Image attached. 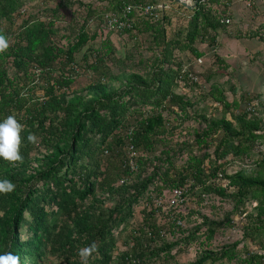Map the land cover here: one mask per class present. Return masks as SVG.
Listing matches in <instances>:
<instances>
[{
    "label": "trees",
    "instance_id": "trees-1",
    "mask_svg": "<svg viewBox=\"0 0 264 264\" xmlns=\"http://www.w3.org/2000/svg\"><path fill=\"white\" fill-rule=\"evenodd\" d=\"M156 1L111 0L106 12L120 13L125 6ZM12 2L5 7L12 6ZM231 3L199 0L187 24L172 39H166L165 14L150 20L131 12L128 17L133 18L132 29L123 32L149 33L154 42L150 47L153 55L132 61L141 68L124 78L121 91L114 87L118 77H112L107 69V60L114 56L108 39L95 50L87 49L94 58L88 68L96 80L81 93L73 88L77 75L72 65L75 66L76 54L95 36L89 37L81 29L63 49L51 41L54 21L47 25L25 23L16 43L0 55V121L14 114L26 125L21 134L23 163L13 165L0 159V179L7 178L16 185L14 192L0 195V253L12 251L20 256L21 264H43L48 246L67 257L79 247L96 242L97 257L90 264H110L116 246L114 235L124 229L134 206L142 201L141 224L129 232L128 252L122 253L119 260L125 263L134 258L139 263L146 257H156L169 249L163 244L159 248L155 245L162 238V225L156 218L159 209L154 199H160L167 190L172 195L174 191L180 193L174 195L179 198L187 193L196 195L197 203L204 201V195L227 197L234 205L233 214L238 215L244 213L245 201L256 203L257 213L250 218L245 237L262 253H247L244 262L264 264V159L253 175L243 169L228 175L225 167L264 138V122L251 107L235 116L237 127L225 118L208 121L202 116L206 125L200 134L182 127L175 135L174 119L167 117L170 112L175 120H190L189 110L193 107L189 99L176 92L179 81L185 83L183 88L190 89L176 53H190L193 61L214 56L218 30L225 25L220 23L222 16L213 6L232 11ZM92 10L90 16H97ZM0 33L10 36L2 28ZM201 44H205L204 52L198 49ZM87 53L83 58L88 57ZM8 58L12 75L4 66ZM35 77L41 80V96L35 94ZM207 96L225 111L228 109L218 88L210 89ZM260 98L257 96V101ZM30 132L39 137L36 144L27 141ZM212 133H219L220 139L213 140L216 143L210 154L207 148ZM172 141L178 153H156L160 145L166 144L163 142ZM194 145L206 151L196 155ZM180 153H186V158L178 165ZM31 160L38 166H32ZM130 161L135 165L133 170ZM220 180L226 181L230 193L218 185ZM22 226L24 240L17 232ZM223 256H206L190 264L215 263ZM73 262L79 261H69Z\"/></svg>",
    "mask_w": 264,
    "mask_h": 264
},
{
    "label": "rangeland",
    "instance_id": "rangeland-1",
    "mask_svg": "<svg viewBox=\"0 0 264 264\" xmlns=\"http://www.w3.org/2000/svg\"><path fill=\"white\" fill-rule=\"evenodd\" d=\"M110 1L0 0V28L10 34V47L16 43L17 35L28 21L32 25L37 23L47 25L49 21H54L55 34L51 41L55 46L63 49L68 43L74 41L81 29L89 37L95 36L94 40L89 39L85 47L76 54L77 77L73 88L81 93L88 91L91 88L89 84L96 80L95 74L93 75L88 68L94 58L91 52L87 53V49L95 50L100 47L102 41L108 39L114 47V56H112L114 58H110L112 62L107 60V69L112 77H118L119 80L114 82V87L121 91L120 88H124L125 85L124 78L141 68L132 64V61L152 57L153 50H150V47H153L154 42L149 33L139 34L137 30L131 33L107 31L105 15L107 14V2L110 3ZM10 2H12V6L5 7ZM231 2V5L234 6L232 11L229 8L224 10L218 5L213 6L214 11L230 20L224 29L218 30L219 40L214 56H210L208 59L202 58L201 64L197 66L193 64L194 57L190 53H176L183 65L191 66L197 80L190 85V89L184 87L176 91L192 102L193 107L189 110L191 119L179 121L175 120L170 112L167 113L168 118L174 119L175 135L180 134L179 131L182 127H189L187 131L193 129L195 133L200 134L202 130H205L206 125L202 116L208 121L225 118L237 127L234 121L235 116L249 111L251 107L254 108L256 117L264 122V5L261 2L258 6L254 0H231ZM176 5V3L171 4L170 9L165 13L166 39L174 38L183 25V17L179 13L177 14L176 7L178 5ZM92 9H95L94 12L97 13V16H90L89 11H93ZM116 11L110 13H117L118 11ZM134 22L138 23L137 19ZM243 43L248 46L245 48ZM84 53H87V58H83ZM4 66L8 75H12L13 67L9 58L4 61ZM40 81L36 80L35 82L37 96L42 94L38 85ZM111 85L108 84V87ZM212 88H218L223 93L225 101L229 105L226 111L221 104L215 103L207 96ZM257 96H261L260 101H257ZM211 135H213V139L211 143L208 140L210 148H207L210 154H212L216 143L213 140L220 139L219 133ZM37 138L39 139V137ZM174 142H163L166 144L160 145L156 153L159 155L161 151L176 150L177 146ZM193 150L196 155H202L206 151L203 148L198 149L196 145L193 146ZM178 151L176 150L175 153ZM185 155L186 153H184ZM184 156H181L180 153L176 164H183V159L186 158ZM263 159L264 138L256 141L246 155L233 158L225 167L228 175L240 169L253 175ZM31 162L32 166H38L37 161L31 160ZM218 185L224 188L227 193L232 191L227 188L225 180H220ZM203 198V202L197 203L196 195L187 193L179 198L165 190L160 199H154V203L159 209L156 212V218L162 225V238L156 240L155 245L159 248L163 244L169 249L156 257H146L139 263L134 258L122 263L119 257L122 253L128 252L127 237L129 232L141 224V210L144 202H139L134 206L132 218L123 227L124 229L114 235L116 246L112 251L110 264H190L212 255L224 256L215 263L208 262V264H245L247 253H262L255 243L245 237L250 226V218H254L257 213L256 203L251 200L245 201L244 213L238 215L233 214L234 205L227 197L221 198L218 195L209 194L204 195ZM2 216L3 214L0 212V220ZM179 217H181L180 220H178ZM210 230L213 231L212 234H210ZM17 232L19 238L24 240L25 228L22 226ZM143 250L145 251L146 248L143 247ZM228 256H232L231 259H228ZM96 257L97 255H93L89 264ZM75 259H78L77 264H80L77 252L63 257L61 253L52 251L49 246L44 249L42 256L43 264H71L69 261ZM73 263L75 264V262Z\"/></svg>",
    "mask_w": 264,
    "mask_h": 264
},
{
    "label": "clouds",
    "instance_id": "clouds-1",
    "mask_svg": "<svg viewBox=\"0 0 264 264\" xmlns=\"http://www.w3.org/2000/svg\"><path fill=\"white\" fill-rule=\"evenodd\" d=\"M10 37L0 33V55L7 52L10 47ZM26 125L18 121L14 114L8 115L0 121V159L10 163H23L21 155V146L23 143L22 133ZM37 137L34 133H29L27 141L31 144L37 143ZM16 190V185L7 178L0 179V195H8ZM98 253V245L92 242L87 246L79 247L77 255L80 259V264H89V260L94 254ZM0 264H21L19 255L12 251H4L0 253ZM27 264V261H25Z\"/></svg>",
    "mask_w": 264,
    "mask_h": 264
},
{
    "label": "built area",
    "instance_id": "built-area-1",
    "mask_svg": "<svg viewBox=\"0 0 264 264\" xmlns=\"http://www.w3.org/2000/svg\"><path fill=\"white\" fill-rule=\"evenodd\" d=\"M182 1L190 5L193 0H182ZM170 3L173 4L174 2L172 0L156 1L155 3H152V4L125 6L120 13H107L105 15L106 29L107 31H114V32L115 31L123 32L125 30H131L133 18L128 17V15L131 12H134L138 16H145L146 18H149L150 20H157L161 18L166 13L167 10L170 9L171 7ZM263 5H264V1H263ZM179 7L181 6L179 5ZM190 12L191 11L183 7H181V10H179V14L181 15V17H183L182 27H184L187 24L188 20L190 19V16H191ZM219 20H220V23L224 25H228L230 23V20L228 18L221 17ZM201 60H202L201 58H198L193 61V64L198 66L201 64L202 62ZM72 68L75 70L76 66L72 65ZM36 73L38 74L39 72H36ZM182 74L187 79V85H191L197 80V76L195 75V73H193L190 65H183ZM184 85L185 83H183L182 81H179V89L183 88ZM134 168H135V165L133 161H130V169L133 170ZM178 194L180 193L174 191V195L178 196Z\"/></svg>",
    "mask_w": 264,
    "mask_h": 264
},
{
    "label": "water",
    "instance_id": "water-1",
    "mask_svg": "<svg viewBox=\"0 0 264 264\" xmlns=\"http://www.w3.org/2000/svg\"><path fill=\"white\" fill-rule=\"evenodd\" d=\"M174 3L180 5L181 7L189 10V11H193V9H195L196 5H197V2L199 0H193L192 3L189 5L187 3H185L184 1L182 0H172Z\"/></svg>",
    "mask_w": 264,
    "mask_h": 264
},
{
    "label": "crops",
    "instance_id": "crops-1",
    "mask_svg": "<svg viewBox=\"0 0 264 264\" xmlns=\"http://www.w3.org/2000/svg\"><path fill=\"white\" fill-rule=\"evenodd\" d=\"M254 2H255V4L256 5H258V4H260L261 2H263V0H254ZM177 6V5H176ZM258 6H260V5H258ZM177 8V10H176V12H177V14L179 13V10H181V7H179V5L176 7ZM234 8V6L233 7H231V10H234L233 9ZM219 40V37L217 38V41ZM243 45H245V48L248 46V45H246L245 43H243ZM235 46V45H234ZM198 49L200 50V51H203L204 52V50H205V44H201L199 47H198ZM244 52V51H243Z\"/></svg>",
    "mask_w": 264,
    "mask_h": 264
}]
</instances>
